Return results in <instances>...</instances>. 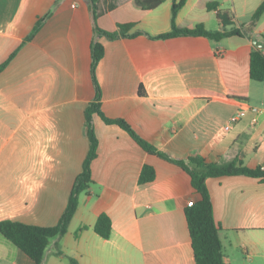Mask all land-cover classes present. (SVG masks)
<instances>
[{
    "label": "crops",
    "instance_id": "0c3cea01",
    "mask_svg": "<svg viewBox=\"0 0 264 264\" xmlns=\"http://www.w3.org/2000/svg\"><path fill=\"white\" fill-rule=\"evenodd\" d=\"M262 1L186 0L178 27L240 29V36L215 41L155 38L171 29L172 0L150 10L133 0H98L100 28L133 23L129 33H141L100 38L104 115L124 119L174 159L211 155L220 164L237 158L264 169V80L249 75L251 51L264 52V13L253 20ZM93 37L87 0H0V64L15 52L0 71V220L52 226L63 213L89 147L84 110L95 96ZM93 123V182L79 195L66 233L50 240L44 264H69L67 257L78 264H196L185 209L200 194L190 175L118 125L97 114ZM145 164L155 178L139 184ZM206 185L224 262L264 264V181L231 175L209 177ZM102 212L111 219L107 239L94 231ZM0 264L35 263L0 235Z\"/></svg>",
    "mask_w": 264,
    "mask_h": 264
},
{
    "label": "trees",
    "instance_id": "16d2710c",
    "mask_svg": "<svg viewBox=\"0 0 264 264\" xmlns=\"http://www.w3.org/2000/svg\"><path fill=\"white\" fill-rule=\"evenodd\" d=\"M93 19L94 37L91 42V78L95 89V96L88 103L84 110L86 135L89 141L87 154L82 162V169L76 176L72 190L70 192L66 207L61 214L58 222L52 226H39L26 224L10 219L0 220V235L15 245L25 253L35 264H44V258L47 246L52 238L62 236L66 233L70 220L72 219L79 201V195L85 192L93 182L91 177V163L97 155L98 139L95 133L93 117L99 115L106 124H116L124 129L146 152L159 156L160 158L174 163L186 171L191 177L193 188L200 194V199L193 202L192 205L185 209L187 227L191 239L194 260L196 264H227L223 260V245L220 238V226L214 219L213 205L209 190L206 185V179L209 177L245 175L260 178L264 181V169L259 167L250 168L243 164L239 159H234L228 163L220 164L215 161L214 156H190L186 159H174L165 152L158 150L150 142L140 137L131 126L121 118H109L101 110V87L96 76V67L104 55V46L100 41L101 37L114 40L120 37H130L140 32L129 33L134 26L133 23L118 24L114 31H107L97 25L98 17V0H87ZM137 6L143 10L156 8L165 0H133ZM171 9V29L167 32L155 36L158 39H167L182 35L205 36L209 39L219 41L224 37L241 35L240 29L233 28L230 30H209L203 24L196 26L178 27L176 25V15L183 7L186 0H172ZM216 3H208V9H214ZM264 13V0L258 6L253 14V20H257ZM46 14L36 20L32 30L23 39L22 44L31 40L32 37L40 30L42 23L47 17ZM218 17L224 25L229 24V19L224 15L218 14ZM264 43V39H263ZM15 55L13 52L8 59L0 64V71L5 67L8 61ZM250 78L256 81L264 80V52L262 49L255 48L250 53L249 63ZM141 91V90H140ZM155 178V170L150 165H143L138 183L145 184ZM94 231L102 238H109L111 234V219L105 212L99 214ZM58 254H62L58 251ZM69 264H78V262L67 257Z\"/></svg>",
    "mask_w": 264,
    "mask_h": 264
},
{
    "label": "built area",
    "instance_id": "2783aa9c",
    "mask_svg": "<svg viewBox=\"0 0 264 264\" xmlns=\"http://www.w3.org/2000/svg\"><path fill=\"white\" fill-rule=\"evenodd\" d=\"M238 117V116H237ZM237 117L235 116L233 119H232V121H234V120H236L237 119ZM229 128V126L227 125V126H225V129H228ZM192 201H190V202H188V205L190 206V205H192Z\"/></svg>",
    "mask_w": 264,
    "mask_h": 264
}]
</instances>
